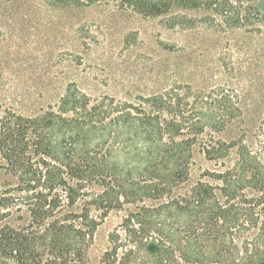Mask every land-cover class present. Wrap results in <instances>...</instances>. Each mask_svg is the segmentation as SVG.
<instances>
[{
  "label": "trees",
  "instance_id": "1",
  "mask_svg": "<svg viewBox=\"0 0 264 264\" xmlns=\"http://www.w3.org/2000/svg\"><path fill=\"white\" fill-rule=\"evenodd\" d=\"M48 1H116L181 32L264 27V0ZM0 264H264V115L249 126L235 89L180 82L0 105Z\"/></svg>",
  "mask_w": 264,
  "mask_h": 264
},
{
  "label": "rangeland",
  "instance_id": "2",
  "mask_svg": "<svg viewBox=\"0 0 264 264\" xmlns=\"http://www.w3.org/2000/svg\"><path fill=\"white\" fill-rule=\"evenodd\" d=\"M73 82L118 98L175 82L225 86L238 92L253 126L264 115V27L181 32L116 1L59 8L48 0H0V105L33 114ZM117 222L112 214L98 227L93 261Z\"/></svg>",
  "mask_w": 264,
  "mask_h": 264
}]
</instances>
